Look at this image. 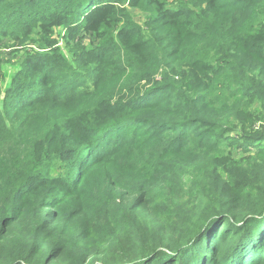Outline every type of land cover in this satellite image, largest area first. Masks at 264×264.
<instances>
[{
    "label": "trees",
    "instance_id": "1",
    "mask_svg": "<svg viewBox=\"0 0 264 264\" xmlns=\"http://www.w3.org/2000/svg\"><path fill=\"white\" fill-rule=\"evenodd\" d=\"M31 1L0 0L26 56L0 95V264H264V0ZM57 28L69 59L30 50Z\"/></svg>",
    "mask_w": 264,
    "mask_h": 264
},
{
    "label": "rangeland",
    "instance_id": "2",
    "mask_svg": "<svg viewBox=\"0 0 264 264\" xmlns=\"http://www.w3.org/2000/svg\"><path fill=\"white\" fill-rule=\"evenodd\" d=\"M181 0H168V4L170 6H176L180 4ZM39 0H32L30 5V8L35 9L38 7ZM132 13L134 15L135 21L142 23L145 19L146 14L141 13L139 11L132 10ZM64 31L61 30V28L55 29L52 33L49 35H42L35 37V42L30 47V50H37L41 51L40 49L45 48L44 47V40L47 38H51L53 40H57L56 44L53 48H56L58 53L61 54L65 59H69L71 57V49L70 45L66 43V40L64 38ZM94 40V37L91 36H85L82 40V45L86 48L93 47L91 42ZM73 44L75 40L71 41ZM96 44V42H94ZM24 51V50H23ZM19 46L12 45V42L9 41V39L4 38L2 40V45L0 46V95L1 100L6 99V91L10 86L12 85V81L14 80L16 73L21 70L22 64L26 58L25 53L23 52ZM188 78V77H186ZM111 80V77L109 76L108 82ZM155 98H160V95L154 94L152 95ZM4 101V100H3ZM82 108V100L77 102H71V103H61L55 106L54 109L50 110V115L54 117V119L57 120H63L68 115H74L80 109ZM46 115V114H45ZM36 119H35V117ZM32 121L28 122V129L27 130H35L38 125H40V121H37L38 115L34 114ZM132 128L129 132H131ZM130 134V133H129ZM127 135L125 139V144H120L119 142H113L111 146H109V149L106 151L109 153L107 155L108 160L105 161V166L115 175V177H119L122 175L121 171V164L125 163L127 159H123L122 155L115 156V153L118 151V148H124L126 147V144H130V135ZM264 147V146H263ZM103 169V167H94L91 170H89L86 173V176L81 184V192L77 194V199H82L84 197H87L86 194L90 193L89 196L96 197L97 191L99 188L100 183V171ZM201 250L206 252L209 249V241L207 240L205 243H203L200 247Z\"/></svg>",
    "mask_w": 264,
    "mask_h": 264
}]
</instances>
